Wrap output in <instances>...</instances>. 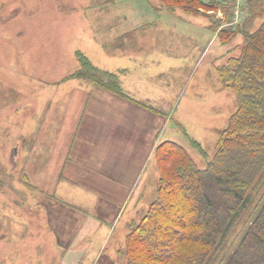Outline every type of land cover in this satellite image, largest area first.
I'll return each instance as SVG.
<instances>
[{
  "label": "rangeland",
  "instance_id": "374dc122",
  "mask_svg": "<svg viewBox=\"0 0 264 264\" xmlns=\"http://www.w3.org/2000/svg\"><path fill=\"white\" fill-rule=\"evenodd\" d=\"M201 11H171L158 0H0V240H5L0 257L20 261V252L34 246L31 264H60L75 252L88 264L98 251L94 264H126L125 237L156 198V165H148L119 212L109 201L93 204V191L83 192L91 197L88 208L62 200L56 212L38 204L47 203L48 195L37 185L50 190L52 182L42 181L41 176L49 179V160L56 161L58 149L50 148L54 144L38 135L47 130V117L61 120L58 129L64 132L65 122L73 121L85 101H99L92 110L102 118H136L143 130H154L157 144L174 141L187 149L199 167L205 166L236 109L235 95L218 82L215 66L237 55L242 35L236 33L222 43L228 37L219 32L232 27L222 26L219 17ZM239 27L233 26L234 30ZM155 41L157 45H152ZM78 56L111 72L127 69L121 77L125 86H136L138 80L154 93L145 95L142 89V95L136 90L138 95H133L120 83L122 95H116L75 81L81 91L71 94L68 78L78 68ZM131 64L146 68L130 69ZM150 65L155 77L141 79L150 76L145 73ZM93 87L95 91L87 94ZM136 97L142 99L138 107ZM36 134L37 144L33 141ZM21 136L31 141L19 144ZM188 141L209 157L203 159ZM37 167L38 172L47 173H35ZM30 210L35 215L27 214ZM53 216L57 219L52 223ZM82 219L96 220V229L81 235ZM37 243L41 249H36Z\"/></svg>",
  "mask_w": 264,
  "mask_h": 264
},
{
  "label": "trees",
  "instance_id": "16d2710c",
  "mask_svg": "<svg viewBox=\"0 0 264 264\" xmlns=\"http://www.w3.org/2000/svg\"><path fill=\"white\" fill-rule=\"evenodd\" d=\"M158 2L188 14L214 8L198 0ZM245 12L241 27L218 34L227 35L226 44L240 33L242 47L215 66L218 82L235 95L236 109L203 167L174 141L156 146V198L125 237L126 264H264V1L250 2ZM78 61L68 79L122 95L118 74L97 69L83 56ZM32 249L20 252V261L1 256L0 263L31 264Z\"/></svg>",
  "mask_w": 264,
  "mask_h": 264
},
{
  "label": "crops",
  "instance_id": "0c3cea01",
  "mask_svg": "<svg viewBox=\"0 0 264 264\" xmlns=\"http://www.w3.org/2000/svg\"><path fill=\"white\" fill-rule=\"evenodd\" d=\"M153 44L157 45V41L152 43V45ZM87 60L91 63L89 59ZM143 60L144 58H141V61ZM134 63H136V60ZM91 65L99 70L119 74V81L122 88H128V93L130 94L142 95V89L146 91L144 92L145 95H148V93H154V90L152 89H144L138 80L137 83L135 82L136 86L131 85V83L125 86L122 83L121 77L124 76L123 73L127 69L119 67L114 68L111 72L106 70L104 66L98 64L95 65L93 63H91ZM132 67L139 68L140 66L131 64L130 69ZM140 68L145 69L146 65L145 67ZM132 72L134 76L139 78V76L135 74L137 71ZM145 73H149L150 76L143 75L140 77L141 79L155 77L151 65ZM129 78L131 79V77ZM69 81L73 85L72 88L69 89L71 94L81 91L79 88L81 84H87L89 86L88 83L83 81L71 79H69L68 82ZM75 81L79 82V86H75V84L72 83ZM143 82L145 85L147 84V81L143 80ZM95 89L96 88L94 87L90 88L89 91H87V94L93 93ZM133 90H136L138 94ZM97 91L102 95L103 91ZM137 97L134 99V102H136L135 105L138 107V103L142 99H137ZM73 100L72 96L70 101L73 102ZM88 103L89 101L84 102L83 107L80 108V112L77 116L73 117L71 123L65 122L64 132H60L62 129H58L62 126L60 125L61 120L50 119L52 117H47L45 124L47 130L39 135L36 134L33 138L34 143L37 144V135L41 136L40 138H42V141L54 144L50 148L58 149L55 154L56 161L55 159L51 161V158V160H49V166L51 167L49 179L41 176L42 181L50 180V182H52V185L49 188L50 190H46V187L44 188L43 185H37L39 186L37 189L40 188L45 191L44 194L48 195V197L44 199H48L47 203L38 204L45 205L56 212H58V209L60 208V202L63 203L62 200L70 202L73 206L77 205L88 208L92 205L90 200H88V198L91 197L88 194H84V191L90 193L93 191V199H91L93 204H97L98 200L100 202L103 200L107 203L109 201L117 205L119 212L127 204L126 201L128 200L130 193L135 189L145 169L148 165L152 164L153 167L155 164L153 160L154 151L161 141L158 144L157 141H155L154 130L149 132L147 127L143 130L142 125L138 123L136 118H134L133 121L121 115V117L116 116V118H102L100 113L97 114L92 110L94 109V106L100 105L101 102L95 101L94 103ZM72 106L73 105H71L70 108ZM124 107H126V105H124ZM166 108H168V106H166ZM75 117L76 119H74ZM18 141L20 144L22 141H31V139L27 140L24 136H21ZM37 149L38 145H35L34 150ZM29 154L30 153L28 152V155ZM34 170L35 173H39L40 175L47 173L46 170L44 171L42 169L38 172V167ZM123 190L126 191L123 194L124 196L121 193L118 195V193ZM41 196L42 194H40V197ZM46 211L47 208L44 212ZM43 214L45 215L47 213ZM37 217H39V215ZM56 219L57 218L53 216V218H51L52 223ZM80 221L83 223L80 231L81 235L82 232L89 234L97 227L96 220L87 219L83 222L82 219ZM38 246H40L39 249H41V243L36 244V249ZM80 246H82V244ZM87 251L88 248L86 246L84 248L83 257ZM99 252L100 251L96 253L94 259L92 261L90 260L88 264L95 263ZM79 253L82 252L79 251ZM76 254L77 253L75 252L72 253V255L65 256L60 261V264L85 263V260L80 258L81 255L80 257H77Z\"/></svg>",
  "mask_w": 264,
  "mask_h": 264
},
{
  "label": "built area",
  "instance_id": "2783aa9c",
  "mask_svg": "<svg viewBox=\"0 0 264 264\" xmlns=\"http://www.w3.org/2000/svg\"><path fill=\"white\" fill-rule=\"evenodd\" d=\"M203 4H207V5H220V6H224L227 7L229 6L232 9V25H238L240 24L243 19H244V15L242 12V8L250 1H264V0H200ZM217 15L219 17H222V13L219 10L217 12Z\"/></svg>",
  "mask_w": 264,
  "mask_h": 264
}]
</instances>
